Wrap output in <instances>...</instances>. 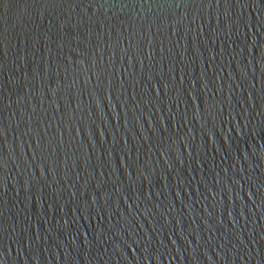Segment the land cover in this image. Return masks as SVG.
I'll return each mask as SVG.
<instances>
[{
	"label": "water",
	"instance_id": "obj_1",
	"mask_svg": "<svg viewBox=\"0 0 264 264\" xmlns=\"http://www.w3.org/2000/svg\"><path fill=\"white\" fill-rule=\"evenodd\" d=\"M0 264H264V0H0Z\"/></svg>",
	"mask_w": 264,
	"mask_h": 264
}]
</instances>
